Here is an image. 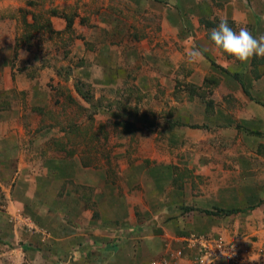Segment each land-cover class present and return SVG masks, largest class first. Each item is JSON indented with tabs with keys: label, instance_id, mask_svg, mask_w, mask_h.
Segmentation results:
<instances>
[{
	"label": "rangeland",
	"instance_id": "1",
	"mask_svg": "<svg viewBox=\"0 0 264 264\" xmlns=\"http://www.w3.org/2000/svg\"><path fill=\"white\" fill-rule=\"evenodd\" d=\"M201 18L216 21L213 28L230 20L234 31L246 27L259 37L264 0H0V264H123L126 250L138 259L142 236L155 235V223L165 219L138 211L166 198L148 190L147 177L168 163L157 155L189 153L197 144L186 134L195 124L178 123L187 136L178 143L161 139L164 124L187 118L196 100L211 107L204 113L216 140L214 108L233 98L221 85L229 77L245 84L264 113V58L241 63L217 49L212 25ZM193 48L203 56L189 64ZM204 66L201 82L188 79ZM243 108L230 113L244 123L234 124L239 140L222 144L239 151L263 198L264 126L251 123ZM250 126L259 129L253 136ZM175 173L180 180L171 187L186 181L188 195L198 194L186 170ZM95 179L115 188L111 197L123 195L124 211L134 205L135 223L104 202L106 189L94 197ZM91 180L93 189L81 183ZM20 242L39 250L21 249ZM253 252L264 264V245ZM150 258L147 264L158 259Z\"/></svg>",
	"mask_w": 264,
	"mask_h": 264
},
{
	"label": "crops",
	"instance_id": "2",
	"mask_svg": "<svg viewBox=\"0 0 264 264\" xmlns=\"http://www.w3.org/2000/svg\"><path fill=\"white\" fill-rule=\"evenodd\" d=\"M203 44L208 51H211L212 47H214H210L209 43L206 42L205 39H203ZM203 44L200 45L203 46ZM207 69L208 67L206 66H204L203 70L200 67L198 69L195 68L191 74L192 76L189 74L187 77L194 83H197L198 80L201 82V78L204 74L203 72H206ZM3 70L6 71L5 68H3ZM7 76L10 77L9 70L7 72ZM3 77L4 76H2V78ZM229 79L230 80L228 82L224 80L226 82H222L221 85L225 88V92L230 93V96L233 98L225 104L220 102L219 106L214 108V118L217 119L219 123L217 127V129H219V135H217L216 140H214L216 136L212 134V131L216 128L208 125L209 122L206 118L207 115L204 113V106L201 102L196 100L190 104V110L186 108L189 112L187 118H176V125L169 121L168 126L165 123V127H162L164 134L161 135V139L163 141L169 142L170 139L168 138H171L174 139L170 140L171 143H178L182 142L185 137L190 135V138L188 137L190 139V143L196 142L197 144L194 147L193 145L191 146L189 153L182 152L184 151L183 149L182 151H179L182 153H179L178 151H171L170 154H167L166 156L165 154L157 155L160 158H167V161L165 162L172 163L176 166V170H173L172 168L170 169L171 166H168L167 163L160 167L161 170L158 169L155 171L156 173L154 176L150 175L147 177L149 180L148 190L156 191L154 196H159L161 193L160 197L162 198L166 194V198L152 200L153 204H149L147 201V205L145 204L144 208L142 210L138 209V211L140 215H143V218L146 219L152 218L155 220L157 214H162L165 219L155 223V226L158 227L155 235L151 234L150 236L149 234H144L142 236L143 239H140V246L142 248L140 249L138 259H134L133 254H136L134 251L133 254H131L128 250L124 251L127 260L124 261L123 264H147V259L149 260L150 256V259L160 258L165 254V248L167 245L172 248L177 245V242L175 241V237L177 235L190 231L205 233L207 235L222 234L226 239H231L232 236L238 235V233L241 232L252 250L255 251L257 248L264 245V207L261 208L262 203H258L260 202V199H264V197L262 198V193L259 188L260 182H256L251 173L246 169V167H244L245 160L238 158L241 157L239 151L234 149V147L233 150L226 149V144H222L223 142L232 140L237 142L239 140V136L236 134L237 131L234 128V124L237 123L241 126L244 125V123L236 121L239 119H232L230 114L232 112V108L235 107V110L239 113V110H241L243 105V110L249 117L248 119H250V121L252 120L251 123L257 119L260 121L259 123L262 124V126H264V115L261 114L264 113H259L257 104L255 101L253 102V95L249 94L248 88L244 86L245 84L240 85L236 80V82H234L230 77ZM254 104L256 105L251 106ZM180 114L182 113L180 112ZM186 121L190 125L195 124L194 127H192L194 130H190V133L188 131L186 132L187 136H185L183 130L179 129L180 127H177V125L180 126L179 124L184 122L186 123ZM190 125H188L187 128H189ZM250 129H254L252 130L254 132L251 131L252 133H247L246 131V133L250 136H253V134L259 131V129L254 126H250ZM228 130H234V132L232 131V136L225 137L223 134L229 135L227 132ZM187 154L190 156L185 158L187 157ZM179 158H182L180 162L178 161ZM179 168L183 171L186 170L187 173L190 174V190H196V193L198 194L193 195L191 192L190 196L188 195L189 189L185 187L187 185L186 181L184 182L183 187H178V185H176V187L170 186V182L172 183V177L176 174L175 172ZM3 171L4 168L0 164V172ZM147 173H149V170ZM126 175L129 174L127 173ZM125 182L130 186L133 184V182L128 183L127 179H125ZM81 183L92 187V185H94V180L82 181ZM96 184L99 185L98 187L102 192L99 188H96L97 193L95 191L93 192L94 197L95 195L98 196L99 194H102L106 189L108 196L105 198L104 202L118 211L119 213L117 214L120 216L126 213L122 219L125 218L126 220L128 219L131 221V223H135V218L132 219L131 217L134 205L127 203L124 211V202H120V198L123 197V195L121 197L119 196V198H117L116 195L111 197V194L114 195L115 188H109V186L107 187V185L103 182L101 183L97 180ZM141 187L143 188L142 184ZM179 195H183L180 203L178 197ZM180 205H182V207H180ZM190 207L197 209H212L213 207H220L243 210L229 215H214L196 212L190 210ZM63 208L66 209L65 207ZM150 209L154 210L153 213ZM166 211L167 215H164V212ZM236 214H240L239 219V215ZM152 236L155 241H148L147 238H151ZM171 240L174 241L171 242ZM129 245L131 250L134 243H130ZM116 246L117 245H115V247ZM145 248L147 251L143 253Z\"/></svg>",
	"mask_w": 264,
	"mask_h": 264
},
{
	"label": "built area",
	"instance_id": "3",
	"mask_svg": "<svg viewBox=\"0 0 264 264\" xmlns=\"http://www.w3.org/2000/svg\"><path fill=\"white\" fill-rule=\"evenodd\" d=\"M177 246L167 255L151 260L149 264H252L253 250L244 237L226 239L224 236L189 233L175 237Z\"/></svg>",
	"mask_w": 264,
	"mask_h": 264
},
{
	"label": "clouds",
	"instance_id": "4",
	"mask_svg": "<svg viewBox=\"0 0 264 264\" xmlns=\"http://www.w3.org/2000/svg\"><path fill=\"white\" fill-rule=\"evenodd\" d=\"M210 38L211 41L214 42V45L217 49L222 50L224 53L233 57L235 60L240 61L241 63L249 62L254 56L259 58H264V35L255 37L246 27H241L237 32L234 31L233 28L229 26L227 20L222 19L218 24V26L211 30ZM202 56L203 53L199 48H193L191 51L187 53V58H186L187 63L189 64L196 63L202 58ZM189 233L205 234V233L192 231V232L179 234L176 237H179L180 235H187ZM237 236L238 235H235L232 236L231 238ZM239 236L241 237L242 235L240 234ZM171 249L172 247H169V245H167L166 253L164 255H167L168 252L171 251ZM172 263H177V262L176 261L171 262V264ZM221 263H226V262H221ZM252 264H258V261H254L252 262Z\"/></svg>",
	"mask_w": 264,
	"mask_h": 264
},
{
	"label": "trees",
	"instance_id": "5",
	"mask_svg": "<svg viewBox=\"0 0 264 264\" xmlns=\"http://www.w3.org/2000/svg\"><path fill=\"white\" fill-rule=\"evenodd\" d=\"M211 21L213 22L212 19H207V18H201V19H200V22H201L202 24H204V25H206V26H208V27H210V26L212 25V28H213V26L216 25L217 23H216V21H215V24H214V23H212ZM227 22H228V24L231 23L230 20H227ZM211 23H212V24H211ZM213 24H214V25H213ZM236 78H237V77H236ZM238 80L241 82L240 79H238ZM75 83H76V84H80L79 82H78V83L75 82ZM75 83H74V84H75ZM76 84H75V85H76ZM241 84H242V82H241ZM76 90H77V92L80 93L82 100L89 101V97H88V94H87L86 91H82V93H81V90H80L79 86L76 87ZM124 99H128V98L125 97ZM107 100L109 101V99H107ZM208 106H211V105L208 104ZM123 108H125V107H123ZM205 110H206V111H211V107L207 108V104H206V109H205ZM176 178L178 179L179 176H178L177 174L173 175V177H172V183H173V184L176 183ZM179 180H180V178H179ZM263 203H264V202H263ZM190 210H193V211H196V212L205 213V214H214V215H216V214H224V215H229V214H231V213H235V212H237V211H242L243 209H236V208L228 209V208H220V207H213L212 209H197V208H191V207H190ZM0 242L5 243L4 241H0ZM18 246H19L21 249L39 250L37 247L32 246L31 244H28V243H21V242H20V243L18 244Z\"/></svg>",
	"mask_w": 264,
	"mask_h": 264
}]
</instances>
